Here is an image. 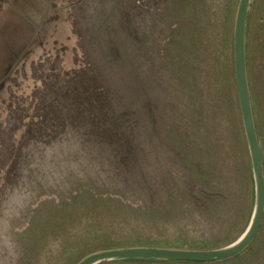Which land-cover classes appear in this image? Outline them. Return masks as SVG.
Masks as SVG:
<instances>
[{
    "label": "rangeland",
    "instance_id": "obj_1",
    "mask_svg": "<svg viewBox=\"0 0 264 264\" xmlns=\"http://www.w3.org/2000/svg\"><path fill=\"white\" fill-rule=\"evenodd\" d=\"M20 1L13 0L8 11L15 19L3 20L5 25L0 26V139L19 134L18 128L27 117H34L38 91L45 84L59 91L67 75L77 78L68 82L74 85L91 73L110 86H119V91L130 89L132 95L147 89L150 100L158 105L147 124L153 131L158 128V134H146L145 160L128 176L129 183L112 180L97 150L69 144L63 150L47 147L39 155L34 150L40 141L36 146L32 142L30 162L17 165L13 171L27 183H18L10 176L0 187V264H22L20 232L33 214L28 206L50 197L58 203L79 189L78 194L87 190L78 176H91L87 183L91 191L104 197L119 192L123 203L142 208L140 224L126 225L122 215L109 209L84 218L81 212L75 225L62 222L57 232L60 239H52L55 233L51 240H44L41 254L28 259V264H76L88 251L116 245L213 249L237 241L248 228L254 207L251 159L231 68L230 27L226 24L231 15L233 24L239 0H196L195 4L176 0L169 15L161 0L154 5L148 2L149 14L144 1L142 9L129 6L128 0H68L69 10L62 20L42 27L35 19L40 5L27 8L18 4ZM260 16L261 11L252 31L250 65L258 75L257 114L264 148V92L259 77H263L264 69L257 54ZM69 28L73 52L66 42ZM23 60L10 81L13 67ZM55 96L51 92L47 98ZM153 118L156 125L151 122ZM65 134L71 131L66 130L63 139ZM225 138L231 147L215 152L217 141ZM5 148L0 141V168L7 163H2ZM52 152L68 159L64 170L51 162ZM215 163L220 177L233 187V197H225L218 212L206 213L205 206L200 205L203 199L199 204L186 201L181 194L170 195L162 185L173 181L176 190L185 191L192 165L202 166L206 173ZM169 197H173L172 203ZM230 264H264V243Z\"/></svg>",
    "mask_w": 264,
    "mask_h": 264
},
{
    "label": "trees",
    "instance_id": "obj_2",
    "mask_svg": "<svg viewBox=\"0 0 264 264\" xmlns=\"http://www.w3.org/2000/svg\"><path fill=\"white\" fill-rule=\"evenodd\" d=\"M142 1L147 2L148 14L151 12V6L155 4L156 0H128L129 6L137 8H144ZM160 1V0H159ZM165 4V9L169 15V9L171 4L176 0H161ZM254 5L249 20V31H248V75H249V86L252 96L253 112L255 116V123L257 134L260 140V126L258 122L257 114V100H256V79L258 75L253 72L250 65V48L253 38L252 31L255 28L256 14L261 11V22L258 25V44L257 54L259 55V66L264 69V1L254 0ZM196 0H189L188 4H195ZM159 5V3H157ZM165 15V14H164ZM124 15H122L123 17ZM121 17V18H122ZM232 15L227 19L228 28L230 27V38L229 49L231 51V68L234 70L233 62V32L234 22L232 24ZM198 47H195L197 49ZM73 71L72 74H76ZM235 73V72H234ZM85 74L86 71H85ZM261 78L260 85L264 92V72L259 76ZM77 78L67 75L66 79L63 80L64 86L56 91L49 85H44L43 89H39V103L37 104V112L34 117L30 116L29 122L26 124V131L24 138L20 145V150L14 160L11 159L15 143L11 140L10 143L5 147L7 152L4 154V160L2 163L7 162L9 164L6 167H2L0 172L4 173L3 183L9 181V177L13 176L18 183H27L19 175H14L13 171L17 165L29 163V145L32 142L40 141V144L35 148V152L39 155L43 154L47 147H53V151L56 149L63 150L65 146L69 144L79 145L81 147H89L93 150H97L102 154L103 160L107 165L106 170L110 171V175L113 181L129 183L128 176L133 171L138 170L145 160V149L144 143L146 134L153 133L158 134V128L154 131L150 129L147 122L150 121V117L158 105L155 101L150 100V96L147 89H142L140 92L134 95L130 94V89L117 90L119 86H110L106 83L104 78L94 77L91 73L89 77H80L79 83L74 85L68 84V82H75ZM51 92H55L56 96L52 100H48V95ZM264 95V93H263ZM156 125V120L153 118L152 121ZM70 130L71 134H65V138H62V134ZM51 132L53 134H51ZM175 141V139H174ZM231 143L227 141V138L217 141L215 145V152H218L220 148L228 147ZM179 146L181 141L179 140ZM263 159H264V148L262 147ZM176 149V147H174ZM170 152L174 150L169 148ZM200 155L204 152L198 150ZM210 153V151H209ZM211 161L213 162V152L211 150ZM51 162L57 165L62 170L65 168V164L68 159L63 155L57 156L52 152ZM110 166H109V164ZM6 164V165H7ZM201 166V165H200ZM194 168H199L196 172ZM1 175V173H0ZM77 176V175H76ZM79 179L84 183L87 190H83L78 194V191L72 196L66 197V199L56 203L53 198H47L37 202H33L28 206L29 209H33V214H30V218L25 227L20 232V246H21V257L22 264H28L29 260H33L36 255H40L42 252V245L44 240H51V235L56 237L52 238L55 241L60 239L57 234L58 229L63 225L62 222L69 223V227L75 225L78 221L77 216L83 213V218L90 216L95 211H108L112 210L118 215L123 216V221L126 225H133L138 222L144 211L140 207H134L133 205L123 203L121 196L114 193L112 196L104 197L102 194H97L91 191L87 187L88 180L91 176ZM100 179L103 176L99 175ZM188 179L185 186V191L178 188L176 190L175 183L172 181L168 184H162L170 192V195L177 196L181 194L185 197L186 201L192 200L199 204L201 199L204 203L205 212L208 211L218 212V206L223 203L225 197H233V187L230 182L228 184L223 181L217 170V164L211 165L207 172H203L201 167H190V171L187 175ZM119 178V179H118ZM219 179L222 180L219 183ZM172 180V176H171ZM2 179H0V182ZM119 187H124L120 184H115ZM221 185V189L219 187ZM226 185V187H225ZM177 186V185H176ZM96 191V190H94ZM99 191V190H98ZM249 192V189H248ZM247 194V190L245 189ZM251 194V191H250ZM200 195V196H198ZM173 197H169V201L172 203ZM182 201V199H181ZM183 203V201H182ZM209 205H212L208 208ZM203 206V207H204ZM223 208H226L225 204H222ZM222 211V210H221ZM212 214V212H209ZM94 217H96L94 215ZM93 217H91L92 219ZM121 221L120 223H122ZM264 222V221H263ZM264 223L262 224L259 233L252 242V244L239 256L215 263H200V262H183V261H167V262H156L153 260H120L113 262H106L102 264H230L233 260H238L244 255L253 250L260 242L264 243ZM261 245H263L261 243ZM135 246H161L163 245H134V246H107L106 248H97L83 254L77 263L85 256L106 249H115L123 247H135ZM29 259V260H28ZM26 260V261H25ZM152 262V263H151ZM76 263V264H77Z\"/></svg>",
    "mask_w": 264,
    "mask_h": 264
},
{
    "label": "water",
    "instance_id": "obj_3",
    "mask_svg": "<svg viewBox=\"0 0 264 264\" xmlns=\"http://www.w3.org/2000/svg\"><path fill=\"white\" fill-rule=\"evenodd\" d=\"M0 9V26L5 25L3 20H14L15 16L8 14L9 8L13 6V0H5ZM254 0H239L238 8L236 11L234 32H233V62L235 81L237 87L239 108L241 112L243 127L245 136L248 143L252 176L254 182V207L251 214V220L248 228L241 237L234 243L221 248L213 249H189V248H171L161 246H135V247H123L115 249H106L97 252H93L84 258H82L77 264H102L106 262L120 261V260H153L156 262L167 261H183V262H200V263H215L222 262L232 258H235L242 254L254 241L259 230L262 227L264 221V159L260 140L257 134L255 116L253 112L252 96L249 86L248 75V31L249 20L254 5ZM38 3L40 5V12L35 15V19L39 20L40 27L45 23L54 25L55 22L62 20L66 14V10H69L68 0H39L33 2L31 0H21L20 5H25L27 8H31L30 5ZM70 30L69 37L72 36V30ZM67 38L66 42H69V48L72 49V38ZM21 59V58H20ZM24 63L20 61L12 68L13 71L11 77L16 74V70L21 68ZM29 65H26V71ZM28 74V71H27ZM25 123L21 128H18L17 133L11 134L13 136L4 137L0 139L1 143L7 146L12 140L15 143L13 155L11 157L14 160L19 151V147L24 138V133L27 129L26 124L30 120V116L27 117ZM16 136V137H15ZM9 162V161H7ZM7 164V163H6ZM7 164L6 166H8ZM4 166V167H6ZM1 169V168H0ZM0 187L3 183L4 173L0 172Z\"/></svg>",
    "mask_w": 264,
    "mask_h": 264
},
{
    "label": "crops",
    "instance_id": "obj_4",
    "mask_svg": "<svg viewBox=\"0 0 264 264\" xmlns=\"http://www.w3.org/2000/svg\"><path fill=\"white\" fill-rule=\"evenodd\" d=\"M5 2H7V1H5V0H0V9L2 8V5H3Z\"/></svg>",
    "mask_w": 264,
    "mask_h": 264
}]
</instances>
